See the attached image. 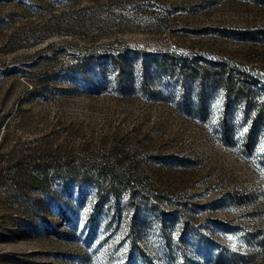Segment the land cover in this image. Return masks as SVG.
Segmentation results:
<instances>
[{
    "label": "rangeland",
    "instance_id": "rangeland-1",
    "mask_svg": "<svg viewBox=\"0 0 264 264\" xmlns=\"http://www.w3.org/2000/svg\"><path fill=\"white\" fill-rule=\"evenodd\" d=\"M210 63L264 79V0H0V264H264V133L246 149L232 108L225 141L222 92L189 73ZM56 148L134 162L146 194L16 172Z\"/></svg>",
    "mask_w": 264,
    "mask_h": 264
},
{
    "label": "trees",
    "instance_id": "trees-1",
    "mask_svg": "<svg viewBox=\"0 0 264 264\" xmlns=\"http://www.w3.org/2000/svg\"><path fill=\"white\" fill-rule=\"evenodd\" d=\"M191 78H194L200 84V88L219 89L224 96L225 111L221 115L220 125L221 134L227 143H231L234 136V124L232 116L228 111L232 108L241 111L244 120L249 127L244 136V147L249 148L250 144L256 140L260 132L264 133V79L249 71H235L233 67L226 64H206L198 67L196 71H189ZM201 94V93H200ZM205 97H200V106L205 108ZM6 127L1 136L0 149L6 142ZM46 157L39 154L36 149H27V151H17L16 172L20 177L31 186L39 189L46 188V184L52 179H65L67 177L81 179L101 176L110 186L113 194L116 192L115 185L120 184L126 189L129 201L132 202L135 196H144L145 190L142 188L140 174L131 166L123 170H116L111 174L104 171V167L97 163L83 160L79 155L71 152H64L60 148L47 150ZM13 153L11 156L13 157ZM124 160L116 157V164L120 166ZM113 174V175H112ZM255 244L257 249L253 248L250 255H254L260 248L264 249V230L257 232ZM256 253V254H255ZM243 261L249 257L241 255H232L231 252H221L217 256L215 264H225L227 260Z\"/></svg>",
    "mask_w": 264,
    "mask_h": 264
}]
</instances>
